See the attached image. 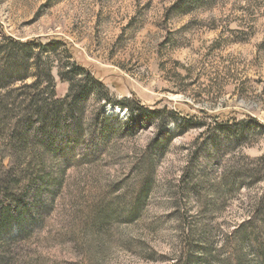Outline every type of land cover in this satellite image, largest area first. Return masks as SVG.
<instances>
[{
    "label": "rangeland",
    "instance_id": "374dc122",
    "mask_svg": "<svg viewBox=\"0 0 264 264\" xmlns=\"http://www.w3.org/2000/svg\"><path fill=\"white\" fill-rule=\"evenodd\" d=\"M52 40L57 99L71 63L103 87L11 264H254L239 237L264 195V0H0L14 87L33 70L10 41Z\"/></svg>",
    "mask_w": 264,
    "mask_h": 264
},
{
    "label": "trees",
    "instance_id": "16d2710c",
    "mask_svg": "<svg viewBox=\"0 0 264 264\" xmlns=\"http://www.w3.org/2000/svg\"><path fill=\"white\" fill-rule=\"evenodd\" d=\"M10 43L16 52H22L24 59L31 60L33 81L14 87L11 66L19 62L12 59V54L0 61V264H11L15 242L26 237L36 222L34 207L44 209L42 199L53 195L56 192L53 189L60 186L61 169L66 164L61 158L66 148L88 144L82 138L83 102L103 87L81 65L71 63L58 69L57 75L68 83V91L57 99L52 67L44 54L60 41L38 46L35 53L29 44ZM129 110L127 124L136 115L145 114L141 107ZM147 116L159 118L161 129L173 117L164 111ZM92 122L95 125L99 121L95 118ZM229 132L238 134L234 128ZM239 244L250 251L254 264H264V195L252 217L242 225ZM232 264L243 263L241 258H235Z\"/></svg>",
    "mask_w": 264,
    "mask_h": 264
}]
</instances>
